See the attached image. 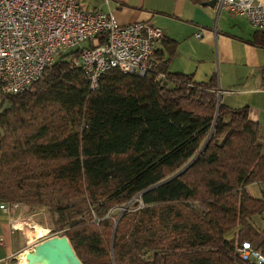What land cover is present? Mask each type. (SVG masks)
Returning a JSON list of instances; mask_svg holds the SVG:
<instances>
[{
    "label": "trees",
    "instance_id": "obj_1",
    "mask_svg": "<svg viewBox=\"0 0 264 264\" xmlns=\"http://www.w3.org/2000/svg\"><path fill=\"white\" fill-rule=\"evenodd\" d=\"M103 40L0 93V200L45 208L80 264H246L236 244L264 248V188H246L264 181L248 107L223 105L213 81L169 74L159 57L143 76L111 69L89 91L76 62Z\"/></svg>",
    "mask_w": 264,
    "mask_h": 264
},
{
    "label": "built area",
    "instance_id": "obj_2",
    "mask_svg": "<svg viewBox=\"0 0 264 264\" xmlns=\"http://www.w3.org/2000/svg\"><path fill=\"white\" fill-rule=\"evenodd\" d=\"M214 6L264 32V0H215ZM96 35L103 36V42L84 48L76 62L89 91L96 90L100 78L114 68L143 76L164 31L149 21L119 25L111 11L85 9L80 0H0V93L25 91L64 48ZM216 92L219 97L220 90ZM261 185L264 188V181ZM0 208L7 211V203L0 202ZM17 220L11 218L10 224L17 226ZM235 251L246 264H264V248L248 240L236 244Z\"/></svg>",
    "mask_w": 264,
    "mask_h": 264
},
{
    "label": "crops",
    "instance_id": "obj_3",
    "mask_svg": "<svg viewBox=\"0 0 264 264\" xmlns=\"http://www.w3.org/2000/svg\"><path fill=\"white\" fill-rule=\"evenodd\" d=\"M206 1L80 0V5L111 11L119 25L149 21L162 28L164 37L151 59L159 57L169 74L189 75L195 82L213 81L223 105L247 106L249 118L258 123L264 154V45L254 42L258 30L245 18L217 11ZM4 203L8 210L0 208V264H15L45 234L38 237L22 226L13 227L10 219H23L24 208Z\"/></svg>",
    "mask_w": 264,
    "mask_h": 264
},
{
    "label": "water",
    "instance_id": "obj_4",
    "mask_svg": "<svg viewBox=\"0 0 264 264\" xmlns=\"http://www.w3.org/2000/svg\"><path fill=\"white\" fill-rule=\"evenodd\" d=\"M215 5V0L206 1ZM26 264H80L74 249L65 235H51L25 251Z\"/></svg>",
    "mask_w": 264,
    "mask_h": 264
},
{
    "label": "rangeland",
    "instance_id": "obj_5",
    "mask_svg": "<svg viewBox=\"0 0 264 264\" xmlns=\"http://www.w3.org/2000/svg\"><path fill=\"white\" fill-rule=\"evenodd\" d=\"M88 42H82L81 45H88ZM78 46V45H76ZM76 46H72V47H66L64 48L62 51L67 52L70 50H73L76 48ZM167 85L168 87L172 86V82L171 81H167ZM2 97L0 96V101H1ZM8 107V102L7 100H4L2 105L0 106V111L4 108ZM247 191L256 198H260L261 197V188L262 185L260 183H249L246 186ZM130 204V202H128L126 204V206H128ZM24 208V214H23V219H19L16 224L17 226H22L23 229L26 228V230H28V232H34V234H37L36 236H41L43 234H45L42 237H39L37 240L43 238V237H48L52 234L51 230V221L49 218V214L47 213L45 208H41L39 209L38 207H32V206H28V205H22ZM27 223V224H26ZM256 225H258L260 227V230H262V233L264 235V224L263 222L259 220H256ZM33 226L35 228V230L33 231ZM57 235V234H55ZM227 238H230L232 236V232H228L225 235ZM19 259V257H18ZM16 261H18L16 259Z\"/></svg>",
    "mask_w": 264,
    "mask_h": 264
},
{
    "label": "bare ground",
    "instance_id": "obj_6",
    "mask_svg": "<svg viewBox=\"0 0 264 264\" xmlns=\"http://www.w3.org/2000/svg\"><path fill=\"white\" fill-rule=\"evenodd\" d=\"M16 264H26L25 251L23 253H21L19 260Z\"/></svg>",
    "mask_w": 264,
    "mask_h": 264
}]
</instances>
